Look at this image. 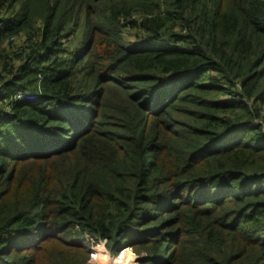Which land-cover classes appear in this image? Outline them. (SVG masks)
<instances>
[{"label":"trees","instance_id":"trees-1","mask_svg":"<svg viewBox=\"0 0 264 264\" xmlns=\"http://www.w3.org/2000/svg\"><path fill=\"white\" fill-rule=\"evenodd\" d=\"M0 99V264H264V0H0Z\"/></svg>","mask_w":264,"mask_h":264},{"label":"rangeland","instance_id":"rangeland-1","mask_svg":"<svg viewBox=\"0 0 264 264\" xmlns=\"http://www.w3.org/2000/svg\"><path fill=\"white\" fill-rule=\"evenodd\" d=\"M137 18H138V16L136 15L135 19H137ZM125 37L128 40H132V34L126 35ZM63 41L67 47L69 45L68 39H64ZM69 41H70V39H69ZM31 44L32 43L25 45V46H22L21 48H17L16 46H13L12 47L13 49H10L13 52V54L11 56V58L13 60L11 63H15V66L19 67L23 63L25 55L29 52ZM222 98H223V100L229 99V97H227V98L222 97ZM0 100H1V103L4 102V99L3 100L0 99ZM260 106H261L260 109L264 110V102ZM2 108H3L2 105H0V111H3ZM85 238L87 240H89L92 244H94V246L98 245V248H100V251L96 252L95 254L93 253V249L91 250L92 251V259H93L94 264H101L99 261V259L101 257L108 258L110 264H119L117 259H120V258H122L121 264H138V261H137L138 258L136 257V255H134L129 248L124 247L122 244L119 246L117 252L113 254L106 249L104 240H100V239H97L95 237L92 238L87 234H85Z\"/></svg>","mask_w":264,"mask_h":264},{"label":"built area","instance_id":"built-area-1","mask_svg":"<svg viewBox=\"0 0 264 264\" xmlns=\"http://www.w3.org/2000/svg\"><path fill=\"white\" fill-rule=\"evenodd\" d=\"M25 99L27 101H33V100H36L38 98V95L37 94H34V93H21L19 92L16 96L13 97V100H18V99ZM6 100L4 99V102ZM256 124V123H254Z\"/></svg>","mask_w":264,"mask_h":264},{"label":"bare ground","instance_id":"bare-ground-1","mask_svg":"<svg viewBox=\"0 0 264 264\" xmlns=\"http://www.w3.org/2000/svg\"><path fill=\"white\" fill-rule=\"evenodd\" d=\"M123 256H124V255H123ZM109 257H110V256H109ZM124 257H125V256H124ZM114 259H115V258H114ZM121 260H122V258L117 259V261H118L119 264H121ZM99 261H100L101 264H110L108 258H105V257H101V258L99 259ZM111 263H112V262H111Z\"/></svg>","mask_w":264,"mask_h":264}]
</instances>
